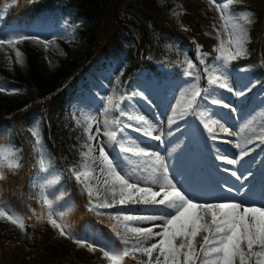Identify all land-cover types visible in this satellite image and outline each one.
<instances>
[{
  "label": "trees",
  "instance_id": "obj_1",
  "mask_svg": "<svg viewBox=\"0 0 264 264\" xmlns=\"http://www.w3.org/2000/svg\"><path fill=\"white\" fill-rule=\"evenodd\" d=\"M8 5L11 9L0 25V39H10L4 35L11 29L40 37L36 31L49 26L55 27L58 33L49 39L52 43L47 47L36 40L0 46V87L9 90L0 92V145L11 152L7 161L0 162V177H3L0 179V206L7 207L10 215L24 225L22 229L19 224L0 219V264H111L103 250L119 252L125 247L132 248L136 238L129 229L142 222L124 221L122 217L114 219L117 213L139 215L136 207H93L111 202L113 189L110 182L105 185V178L99 173L101 162L92 116L73 102L68 91L57 89L58 83L71 75L70 69L76 65L70 50L84 42L88 45L89 57L99 54L108 62L121 63L123 70L111 89L112 95H117L141 70L146 71L148 80L155 79L163 90L167 89L162 82L181 75L180 69L173 66L174 60L181 62L185 49L192 57L198 45L207 53V61L213 62L217 55V38L207 33L192 12L182 13L177 18L180 26H175L166 18V6L157 0H0V11ZM126 9H132L138 18L134 23L138 30L135 34L127 32L122 17ZM229 9L250 12L254 18L248 30L246 54L230 66L236 71L250 70L248 85L240 91L252 87L240 97L243 101L240 106L249 108L252 115L246 129L262 135L264 117L250 105L253 102L264 105V8L233 2ZM145 23L160 35L162 43L173 41L177 48L171 50L154 44ZM157 61L166 62L173 69L163 70L156 65ZM199 74L201 88L208 89L207 95L232 96L218 85L208 84L202 67ZM190 96L189 89L183 95L178 94L177 107L182 108ZM115 102L112 99L107 112L113 129L117 117ZM33 131L39 133L40 150ZM216 133L214 130L206 137L211 138ZM89 135L93 136L92 140ZM89 145L94 149L91 152ZM42 153L48 172L54 176L51 198L45 196L39 184L43 175L39 171ZM10 164L21 167H9ZM69 169L90 171V180L85 183L93 191L92 198ZM50 216L64 226L66 237L51 226ZM203 235L200 233L194 238L197 251L203 243ZM67 237L91 242L94 248L89 250L86 245L76 244ZM153 242L155 240L148 244ZM147 259L135 253L124 257L121 264H141Z\"/></svg>",
  "mask_w": 264,
  "mask_h": 264
},
{
  "label": "rangeland",
  "instance_id": "obj_2",
  "mask_svg": "<svg viewBox=\"0 0 264 264\" xmlns=\"http://www.w3.org/2000/svg\"><path fill=\"white\" fill-rule=\"evenodd\" d=\"M160 4L166 6V18L175 26H180L177 18L185 12L194 13L202 22L205 30L210 35L217 38V55L220 54V45L223 43L227 48V41L230 39L232 32L231 25L233 23L240 24L244 29V48L246 54V43L248 41V30L254 18L250 12H232L229 5L233 2H241L254 5L256 7L264 8V0H157ZM227 4L228 7L223 13L217 11V5ZM11 9V5L4 7L0 11V25L4 21L6 15ZM248 13L247 20L241 17ZM122 17L126 21L129 34H135L138 30L136 28V15L132 9H126L122 13ZM145 23L144 25L147 27ZM149 38L154 44H159L166 49L174 50L177 45L173 41L162 43L160 35L147 27ZM40 37L49 40L56 36L58 30L55 27L46 26L42 30L36 31ZM22 35L19 30H9L5 33V37L12 38L13 36ZM198 45L189 56L184 50L181 57V62L174 60L175 67L180 69L181 75L177 78H171L162 82L167 87L163 90L157 80H148L145 70L135 73L132 77V82L126 86L121 87V91L117 95H112V85L115 79L122 72L123 67L121 63L108 62L102 59L99 54L88 56V45L84 42L78 43L70 50L71 59L75 62V67L71 68V75L64 77L57 86V89H64L71 94L72 100L75 104L82 106L83 110L92 116V129L95 138V145L99 151L100 142H103L107 148L109 143L111 148H107L108 154L113 159L116 166L122 174L133 182H138L140 186H144L146 182H150L153 173L159 175L163 170V164L157 159L155 153H159L160 157L165 162L171 165L170 177L173 176L175 181H178V188L186 191L192 195L196 200L232 202L233 197L236 201L247 199L251 203L264 204V145L259 144L258 137L261 135L253 134L252 130L246 129L251 112L249 108H243L242 98H237L232 94L230 97H218V100L225 104L231 105L235 109V113L230 109L221 108L219 106L211 105L207 100H197L199 105L194 115H189L182 118V108L176 105L177 95L184 92L186 89L190 90V94L194 90H200L202 94L203 89L200 85L199 67H202V72L207 76V80L218 74V69L223 70L227 75V83L229 87L235 91H240L248 85L250 78V70L236 71L231 68L230 64L226 69H223V60H215L213 62L207 61V55H203L200 46ZM201 56L204 63H200ZM194 58L195 61L192 60ZM191 62L192 68L188 67ZM156 65L165 70L173 69L166 62L157 61ZM185 73L188 75L186 76ZM217 85V84H216ZM143 91L145 96L151 101L150 106L139 95L133 96L134 92ZM111 96L115 99V105L121 104L125 109L126 115L119 116L116 110V120L127 122L134 127H140L145 131L155 129L154 134L163 133L165 143L161 145L157 141H153L138 133L132 132L131 129L121 131V124L115 123L116 127L113 129L111 121L105 111V106H108L107 97ZM191 99V96L190 98ZM173 107L176 112L173 113ZM253 111L261 114L264 117V105L260 102H253ZM203 111V116L200 112ZM159 114V119L157 115ZM175 116L177 124L181 125L180 131H175L172 136H168L169 124L168 117ZM128 116L132 119L128 120ZM143 116L147 123H136V117ZM218 120L219 123L212 124L211 120ZM208 122L213 130H217L216 137L228 139L221 142V140H213L207 138L209 133L203 127V123ZM220 123H223L229 128L231 135H226L220 129ZM177 124L172 125V129L177 127ZM97 129L100 130L97 133ZM117 131V140L127 147L143 148L149 151V156H136L132 154H120L118 151L119 144L108 140L105 132ZM264 129H262V132ZM264 135V134H262ZM255 141L254 144H249L248 141ZM239 144L240 148L236 147ZM214 146V147H213ZM242 148L254 149L250 155L240 159V151ZM221 155L227 159L237 160L234 165H228L224 161H218L216 156ZM127 159H124V157ZM11 157L10 150L0 145V162H5ZM227 169V171L225 170ZM235 171L237 175L243 177L247 176L243 181L237 180L231 176V171ZM89 171V170H84ZM251 172L252 175L247 174ZM90 173V171H89ZM103 176V175H102ZM105 178V176H103ZM54 182V176L51 172L40 177L39 184L45 191L46 197L51 198L54 194L51 193V187ZM248 187L241 189V195L236 196L234 193H229L225 189V185L233 188H239L241 184ZM153 190H159V186H153ZM247 192V196L243 193ZM119 206V205H118ZM0 207L10 214V211L4 205ZM136 207L139 215L157 214L167 215L168 209L163 207L153 208L144 205H128L126 208ZM160 223L147 222L141 223L137 227H149ZM154 231H159L155 228Z\"/></svg>",
  "mask_w": 264,
  "mask_h": 264
},
{
  "label": "snow or ice",
  "instance_id": "obj_3",
  "mask_svg": "<svg viewBox=\"0 0 264 264\" xmlns=\"http://www.w3.org/2000/svg\"><path fill=\"white\" fill-rule=\"evenodd\" d=\"M232 0H229L231 3ZM228 5H217V11L223 13L227 9ZM248 13H245L241 19L247 20ZM251 23L250 20H247ZM232 32L229 34L230 39L227 41L228 47L226 48L223 43L220 45V54L216 57V60H223V69H226L229 63L236 61L239 57L245 55L244 48V29L240 24L233 23L231 25ZM36 40L38 43L48 46L52 41L45 40L42 37L30 36V35H18L13 36L10 39H0V46L11 45L14 46L22 41ZM199 52V46L197 48ZM203 55H207L204 53ZM17 60L20 58V52L16 53ZM200 63L203 64L204 60L201 56ZM191 62L188 64L189 68H192ZM244 69L242 68L241 71ZM218 74L208 79V84H217L220 89H225L232 92L237 98L244 96L251 90L252 85L244 91H235L229 87L227 83V75L223 70L218 69ZM187 76L188 74L185 73ZM9 91L8 89L0 87V92ZM15 91V90H11ZM204 95L200 90H194L191 93V99L187 100L186 104L182 106V118L189 115H194L199 105L197 103L198 98L201 100H207L211 105L219 106L221 108L230 109L235 113V109L231 105L225 104L218 100L215 96L207 95L208 89H203ZM139 95L150 106L151 101L145 96L144 92L139 90L134 92L133 96ZM183 95V92H181ZM108 105L112 103V97H107ZM179 104L180 102L177 101ZM115 109L119 112L120 117L126 115L125 109L121 107V104H116ZM105 111H108V106H105ZM173 113L176 112V108L173 107ZM203 116V111L200 112ZM159 119V114L157 115ZM132 117L128 116V120ZM147 123L143 116L136 117V123ZM203 127L208 130L210 134L213 133V129L208 122L201 121ZM115 123L121 124V131L125 129H131L132 132L143 135L153 141L159 142L161 145L165 143L163 133L154 134L155 129L151 131H145L140 127H134L127 122L116 120ZM212 124L219 123L218 120H211ZM169 132L168 136H172L175 131H180L181 125L177 124L175 116L168 117ZM177 124L175 129H172V125ZM220 129L226 135H231L228 127L223 123H220ZM100 130L97 129V133ZM108 140L119 144L118 151L120 154H132L136 156H149V151L143 148L127 147L123 143L117 140V131L113 130L105 132ZM32 136L36 137V145L40 146L39 133L32 132ZM213 140L222 138L211 135ZM93 136L89 135V140H92ZM259 144L256 146L264 145V135L258 137ZM249 144H254L255 141L249 140ZM112 144L109 143L107 148H111ZM214 147V146H213ZM236 147L240 148L237 144ZM107 148L103 142H100L99 146V158L101 167L99 170L100 175L105 176V185L111 183L113 192V199L109 203L96 204L93 207L98 208H113L119 205L121 208H125L128 205H144L151 206L153 208L163 207L171 210L167 215H136L128 213H117L114 215V219L120 220L121 217L124 221H138L142 223L157 222L154 227H132L129 232L136 238L135 245L132 248L125 247L123 251L111 252L103 250L104 257L111 261V264H121L124 257L130 254L139 253L140 255L147 257L146 261H142L141 264H264V204H255L249 202L247 199H241L236 201L233 197L232 202H220V201H208V200H196L188 192L182 191L178 188V181H175L173 176L170 177L171 165L164 161L160 157L159 153H155L157 159L163 164L162 172L157 175L153 173L150 182H146L144 186H140L138 182H133L121 173L113 159L108 154ZM89 152L93 151L91 145L88 146ZM254 149L242 148L240 151V159L250 155V152ZM85 157L88 153H83ZM218 161H224L228 165H234L237 160L227 159L224 156L217 155ZM124 159H127L125 156ZM9 167H21V165H9ZM227 171V169H225ZM39 171L41 173H47L49 171L46 165L43 153L39 160ZM69 172L74 176L75 180L82 185H85V190L89 198L93 197V191L90 186L85 182L90 180L89 171H79L77 169H69ZM251 176L252 173L247 174ZM231 176L237 180L243 181L247 176H239L235 171H231ZM3 179V177H0ZM159 186V190H153V186ZM248 186L243 183L239 188H233L225 185V189L229 193H234L236 196L241 195V189ZM247 196V192L243 193ZM118 196V199H117ZM48 204V201H44ZM91 203V200H90ZM49 208L51 207L48 204ZM0 219H7L14 224H19L23 229V223L8 214L4 208L0 207ZM49 223L54 229L59 230V234L62 237H66L67 233L63 225L57 223L51 216L49 217ZM154 228H158L159 231H154ZM204 233L203 243L199 246V251L194 246V238L198 234ZM73 240L74 243L79 245H86L89 250L94 248V244L85 240L77 239L74 237H67ZM155 240V242L148 244V241ZM179 241V243H177ZM127 244V241H124ZM258 249V251L254 250ZM155 253V256H154ZM135 258V257H134Z\"/></svg>",
  "mask_w": 264,
  "mask_h": 264
}]
</instances>
